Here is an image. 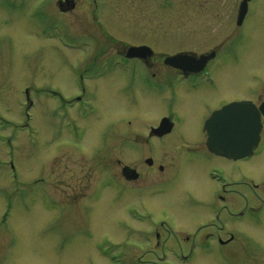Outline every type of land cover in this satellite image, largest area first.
<instances>
[{"label": "rangeland", "instance_id": "rangeland-1", "mask_svg": "<svg viewBox=\"0 0 264 264\" xmlns=\"http://www.w3.org/2000/svg\"><path fill=\"white\" fill-rule=\"evenodd\" d=\"M241 1L98 0L105 5L99 28L89 16L93 0H78L79 7L68 14L52 8L49 19L60 21L69 39L92 36L97 42L91 49H71L47 35L41 0H0V264H264V222L247 223L262 216L254 212L234 225L223 218L226 233L248 237L235 245L240 248L237 255L223 256L217 250L211 256L199 252L190 260L172 255L171 247L186 253L190 242L183 240L194 235L195 226L212 219L207 204L214 200L210 196L214 185L205 178V170H187L193 167L188 165L178 169L164 192L143 189L168 175L146 165L145 159L153 155L147 145L130 142L145 138L146 124L171 109V98L152 97V90L140 81L135 88L105 74L95 81L92 98L100 113L88 125L81 121L90 131L83 143H75L66 129L71 113L60 115L52 95L79 92L71 74L77 60L96 61L140 42L153 45L157 62L185 51L213 50L233 57L237 50L242 61L238 67L229 62L223 69L220 64L213 68L216 103L211 108L219 100L250 95L251 85L258 88L264 80V0H252L238 26ZM250 32L260 35L251 51L245 42L236 48ZM259 96L264 98V93ZM184 98L176 111L205 112L204 103ZM28 99L33 103L30 111ZM73 119L79 121L76 115ZM195 130H184L185 137L196 135ZM124 134L131 140L125 145L138 152L130 147L124 151ZM160 163L163 160L156 166ZM238 163L237 170L223 164L235 180L252 179L259 187L238 186L232 200L240 210L264 199V140L252 157ZM122 165L135 168L140 179L126 183ZM106 172L114 184L99 193ZM126 184L138 189L121 190ZM158 220L172 223L179 238L165 240L170 234L162 230L163 241L156 242L159 228L152 224ZM149 235L151 242L146 239ZM164 242L171 250L167 256Z\"/></svg>", "mask_w": 264, "mask_h": 264}, {"label": "flooded vegetation", "instance_id": "flooded-vegetation-1", "mask_svg": "<svg viewBox=\"0 0 264 264\" xmlns=\"http://www.w3.org/2000/svg\"><path fill=\"white\" fill-rule=\"evenodd\" d=\"M41 1V14L46 23L44 28L46 29L48 26H51L54 30H57L59 25L63 24L58 20L55 22L49 21V19L52 18V8L58 10L59 13L68 14L75 11L80 5L78 0ZM93 3L92 12H90V15L89 12L87 14L91 17L93 25L101 28L103 27V22L101 20L105 15V5L98 3V0H93ZM87 28H83V32ZM59 31L63 34V32H67V29L60 28ZM83 32H79V35L84 34ZM258 35L257 32L245 34L241 37L242 39L240 38L236 43V48H239V44L245 42V47L248 48L247 52L249 53L251 48L254 47L255 43H253V41H256ZM262 36L264 40V35ZM91 37L84 39L73 38L72 41L75 43L74 48H94V46L97 45V42ZM130 47H145L146 49L141 50L139 56L133 57L129 53ZM154 52L155 50L151 43L140 42L137 45L127 46L123 51L117 50V52L110 57H104L96 61L77 60L73 65L74 70L71 71V74L72 79L75 80L74 84L79 89V92L73 96L66 97L55 91L54 94L57 102L56 111L62 116L63 114L70 116L71 113V118L67 123L66 129L69 131L72 142L83 143V136L90 131V128L88 130L87 126L81 124V121L87 122L88 125L92 123L91 119L94 117L95 113H98V115L100 113L99 106L92 102V98L95 97L97 92V83H95V81H101L99 79L101 76L107 74L110 75V77H114L113 75L116 73L115 77L120 75V79L126 80L127 83L135 88L139 81L145 86H149L153 93L151 94L152 97H161L160 99L162 100L164 98V101L167 99L170 100L169 98H171L173 100L171 109H169L167 113L160 114L156 120L150 121L146 124V133L143 140H138L135 137V141L133 140V142H130L131 140L124 134V138L121 140L122 145L124 144V151L126 148L130 147L135 148L133 153L138 152L136 151L137 147L125 145L127 142L135 143L136 146L147 145V147L150 148L149 150H152L153 155L148 156L145 159L146 165L149 168L156 167L158 172L168 175L165 178H156V180L150 181L148 188L143 187V189L150 190L151 192H164L165 189L167 190L172 184L171 181L173 180V176L177 174L178 169L185 168L188 165H192L193 167H190L187 170L192 169L197 172L199 170L201 171V169L202 171L205 170V178L214 185V189L210 191V196L213 197L214 200L207 204V210L210 212L212 219H210L209 222H203L202 224L195 226L193 230L194 235L183 240V243L190 242L189 249L186 253L183 252V250L171 247L173 249V256L176 255L177 258L190 260L199 252L200 256L201 254L203 256H211L213 255L212 253L214 250H217L220 255L223 256H231L233 253L237 255L240 252V248H237L235 245L245 243L248 237L237 236L234 232L226 233L224 230L226 225L223 224V218L230 220L231 224L234 225L240 223V221H242L241 223L245 222L243 221L245 214L254 212L256 215L261 213L262 216H259L256 220L247 221V223L249 225H257L259 222H264L263 218H261L264 217V199L259 197L256 204L254 200L253 204L251 203L239 210V205H234L232 200V196L236 192L235 190L238 189V186L247 185L256 189L259 187L254 184L252 179L241 181L235 180L223 163L231 164L233 165V169L237 170L239 167L238 161L247 160L254 154L243 159L232 160L212 153L207 145L208 130L206 124L213 113L221 109L224 105L236 101H250L256 107L261 116V144L262 140H264L262 139V135L264 136V98L259 95L260 93H264V80L258 88H252V85L250 84V95L233 98L223 102L219 100L217 102V107L211 108V106L216 103L214 98L216 92L213 88V85L216 84V76L213 73V68H215L217 64H220L223 69L225 65L229 66V62H233L234 68L238 67L242 61H240V55L237 50L233 57L230 54L223 55L216 51L214 58L204 61L194 57L192 54V56L188 55L194 59L180 60L178 62L184 66V68L168 64L166 59L160 62L155 61ZM210 52L198 53V55L208 54ZM188 53L193 52L188 51ZM222 63L224 65H222ZM252 77L253 76L250 78ZM256 94L258 96H256ZM182 96L185 97L184 102L190 98V102L196 101L204 103L206 105L205 112L202 115H198L199 112L196 113L195 110L190 109L191 112L187 115L184 112H180V110L176 111L175 107L178 106L180 100L182 101ZM68 100L71 101L67 102ZM74 115L78 117L79 121L73 119ZM193 127L196 130L192 132H197V134L192 135L190 132V135L192 136L185 137L184 130L191 131ZM61 133L60 129V135ZM167 158L175 159V164L173 165L172 162L169 163ZM158 160H163L164 163H160L156 166ZM206 161L208 162L207 167L205 166ZM221 161L223 162L221 163ZM117 162H121L120 158L117 159ZM126 167L134 171L126 170ZM204 167H206V169ZM120 174L126 183L137 182L141 177L135 168L127 165L121 166ZM113 184V176H111L109 172H106L105 177L102 178L99 185L100 188L97 190L100 193L102 190ZM127 187L138 189L135 186L126 184L121 190H125ZM94 195L96 194L94 193ZM251 205H255V208L252 210H250ZM152 225L159 228L154 235L156 242L161 241L160 231L162 230L167 231V233L170 234L165 240H168L172 236L177 239L179 238L172 227V223L158 220ZM262 227L263 226L261 225L260 228ZM146 239L150 242L153 241V238L150 235L147 236ZM163 249L165 251L164 255H167L166 251H171L170 248L166 246V242L163 243Z\"/></svg>", "mask_w": 264, "mask_h": 264}, {"label": "water", "instance_id": "water-1", "mask_svg": "<svg viewBox=\"0 0 264 264\" xmlns=\"http://www.w3.org/2000/svg\"><path fill=\"white\" fill-rule=\"evenodd\" d=\"M248 1L249 0H243L241 4L238 17L239 24L243 21L244 16L247 12ZM131 49L136 50L139 48ZM190 54L196 55L194 53ZM185 57V53H182L175 56H171L167 58L166 61L172 62ZM204 58L209 57L203 56L202 59ZM245 104L246 103L244 102L229 104L225 106L222 110L217 111L210 118L207 124L208 129L210 124L227 126L222 131H209L210 137L208 144L209 148L214 153L229 158L238 159L250 155L253 152V149L257 146L260 138L261 123L258 116L250 115V113L247 112V106H245ZM236 116L239 118L238 130L241 133L239 134V136L232 130V128H234L235 126L232 117L234 119L236 118ZM244 131L248 135H242ZM236 141L239 142L237 143ZM125 169L134 171L128 167H126Z\"/></svg>", "mask_w": 264, "mask_h": 264}, {"label": "bare ground", "instance_id": "bare-ground-1", "mask_svg": "<svg viewBox=\"0 0 264 264\" xmlns=\"http://www.w3.org/2000/svg\"><path fill=\"white\" fill-rule=\"evenodd\" d=\"M93 46H94V45H93ZM113 76L115 77V76H116V73H115ZM118 78L120 79V75L118 76ZM119 79H118V80H119ZM242 220H243V219H242Z\"/></svg>", "mask_w": 264, "mask_h": 264}]
</instances>
